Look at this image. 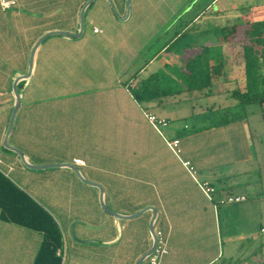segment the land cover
<instances>
[{
  "label": "crops",
  "instance_id": "1",
  "mask_svg": "<svg viewBox=\"0 0 264 264\" xmlns=\"http://www.w3.org/2000/svg\"><path fill=\"white\" fill-rule=\"evenodd\" d=\"M112 1L116 11L109 0H16L9 9L0 0V172L55 218L64 240L62 264H137L151 249L152 210L118 218L102 208L99 189L70 167L30 169L4 146L16 103L13 83L28 71L34 45L49 31L79 32L87 5L82 36L54 34L38 46L31 77L19 83L21 105L10 144L36 165H76L104 187L106 204L121 214L155 207V229L162 231L169 250L159 264H239L234 261L238 244L237 251L225 255L232 238L223 235L221 226L229 221L231 205L223 201L235 187L252 183L254 175L264 188V147H252L248 116L226 124V131L213 128L183 138L187 124L172 127L175 119L163 113L171 100L182 99L161 95L140 103L134 95L144 80L162 72L163 55L186 66L211 48L190 35L199 33L195 26L207 14L225 11L228 0H131L129 13L128 0ZM149 44L158 52L136 64L138 51ZM134 65L140 66L139 77L127 83L134 73L128 67ZM80 67H104L110 77L89 88L74 78ZM214 87L209 98L216 95ZM147 112L168 124L157 129ZM175 139L179 153L168 145ZM224 148L229 154H221ZM219 161L227 164L222 172ZM203 181L216 187L212 198L201 189ZM256 194H262L256 201L264 203V191ZM43 239V232L5 220L0 211V264H34ZM142 264L152 263L148 257Z\"/></svg>",
  "mask_w": 264,
  "mask_h": 264
},
{
  "label": "rangeland",
  "instance_id": "2",
  "mask_svg": "<svg viewBox=\"0 0 264 264\" xmlns=\"http://www.w3.org/2000/svg\"><path fill=\"white\" fill-rule=\"evenodd\" d=\"M225 5L228 6L225 11H216L207 14L201 19L195 26L199 33L190 35L191 39L194 37L195 39L193 40H199L200 46H202L203 43L208 47L211 46L210 49L200 51L202 57H200L199 62L201 64H215L216 62L224 61L222 76L215 82L214 90L216 95L210 98H201V100H199L197 94H200L202 91H185L181 97L176 96V98H173L175 100L180 98L182 99L181 102L180 100H178V102H173L171 100L168 109L163 111L164 114L175 119L170 126H179L180 129H183L184 125L187 124V128H184L182 131L183 138H185L186 134H202L213 128L219 131L225 127V124H223L195 132L215 117L213 113L208 111L206 107L208 103L214 104L215 107L231 106L232 108L229 109V112H226L229 116L231 113L238 110L234 106L236 100L230 96V91L237 87H242L245 83L243 42L238 38H231L229 42H226L224 36L225 33H229L230 27L235 24L241 25L247 22L264 19V0H228ZM223 27H229V29L224 32V35L222 33ZM170 36L171 35H169V37ZM186 41H189L188 43L191 44L189 36L186 38ZM195 45L196 44H193L192 46ZM157 52V45L149 44L144 50L138 51L139 55L136 58V64L139 65L140 62H144ZM161 60V62H163V70L159 72V78H162V86L172 90L186 88L188 85L189 73L185 70L186 66H177V62L170 61L171 58L166 55H163ZM170 62L171 64H167ZM138 65L128 68H131L132 72H135L140 67ZM114 68L116 70L118 69V67ZM152 69L153 68H151V70ZM224 73L229 77L228 81L225 79ZM109 75V70L104 69V67H80L78 73L74 75V78L84 80L87 86L91 88L104 80L107 81L110 77ZM196 76H200V73ZM188 98L190 101L185 100ZM246 108L248 123L252 131L250 138L252 147H256L257 144H259L261 149L262 146L264 147V144L260 142V139L264 142V125H262L264 122H262L260 117V114L262 116V107L259 104H253ZM206 112L208 113L204 114ZM163 131L166 136H169L166 128L163 127ZM224 131H226L225 128ZM200 139H205V136H200ZM224 149L225 151L221 154H229V149ZM253 152L256 153L257 151ZM217 164L219 165L217 168H219L218 170H221V172L227 168V164L222 161H219ZM255 178H258V176L254 175L252 179H249L252 183L234 188L233 196L237 193H245L248 197L247 201L234 203L224 202L231 205V211L229 217H227L229 221H222L221 230L224 236L229 235L232 238L231 250H227L225 255L228 254L227 252L237 251L236 247L238 244L239 250L241 251L237 256L238 259L234 261H240L239 264L243 261L244 264H264V230H262V227H264V218L262 219V215H264V203L256 201L258 197L260 198V196H262V194L256 193H258L259 190L264 191V188L261 184H256L257 181ZM243 187L246 188L243 189ZM243 234L244 238L242 237L240 239V236ZM255 254H257L256 257H253Z\"/></svg>",
  "mask_w": 264,
  "mask_h": 264
},
{
  "label": "trees",
  "instance_id": "3",
  "mask_svg": "<svg viewBox=\"0 0 264 264\" xmlns=\"http://www.w3.org/2000/svg\"><path fill=\"white\" fill-rule=\"evenodd\" d=\"M228 29L229 27L222 28L223 35ZM231 38H238L243 42L245 83L242 87L230 91V96L236 100L234 106L238 110L229 116L226 112H229L231 106L210 107L208 111L213 113L215 117L195 132L244 119L248 116L246 107L253 104H259L262 107L261 113L264 121V19L233 25L230 27L229 33H225L224 40L229 42ZM171 49L172 44L169 45L168 50ZM200 57L195 58V61H191L185 67V70L189 72H187L188 85L186 88L177 90L166 87L161 88L159 74H155L144 80L137 89H134L135 98L141 103L159 98L161 95L164 99L169 96L176 97L185 91L193 92L194 90L202 91L198 94V98L211 96L215 82L222 76L224 61L215 64H201L199 62ZM199 73L200 76H196ZM139 74L140 70H137L125 82L130 83L137 79ZM225 79L229 80L226 74ZM20 86L22 87V83ZM167 121L169 122L168 119ZM246 200H248V197ZM0 211L1 217L5 220L43 232L44 239L34 264H62L65 255L64 240L55 218L36 202L30 194L1 172ZM58 250H62L63 253L59 254Z\"/></svg>",
  "mask_w": 264,
  "mask_h": 264
},
{
  "label": "water",
  "instance_id": "4",
  "mask_svg": "<svg viewBox=\"0 0 264 264\" xmlns=\"http://www.w3.org/2000/svg\"><path fill=\"white\" fill-rule=\"evenodd\" d=\"M110 4L112 5L113 9L116 11L115 9V6L113 4V1L112 0H109ZM130 3H131V0H128V13H129V7H130ZM89 4V3H88ZM87 6V5H86ZM86 6L83 8L82 12H81V24H80V31L79 32H70V31H63V30H54V31H49L47 32L45 35H43L39 41L34 45L33 49H32V52H31V59H30V64H29V68H28V71L22 75H19L14 83H13V89H14V93H15V96H16V103L14 105V109H13V112H12V115H11V119H10V122H9V126H8V129L6 131V134H5V138H4V146L15 152L21 159L22 163L30 168V169H42V168H46V167H61V166H64V167H70L71 169H73L77 176L81 179V181H83L84 183L88 184V185H92V186H95L99 189L100 191V203H101V206L102 208L107 212V213H110L118 218H123V219H133V218H137L138 216L142 215L145 211L147 210H152L153 212V216H152V220L150 222V231L152 233V236H153V245L151 247V249L146 252L138 261L137 264H142L144 262V260L148 257H150V255L154 252L157 244H158V236H157V231L155 229V225H154V222H155V219L157 217V214H158V211L155 207L153 206H148V207H145L144 209L136 212V213H133V214H130V215H124V214H121L113 209H111L105 202V198H104V194H105V189L104 187L99 183V182H96V181H92L90 179H88L86 176H84L80 169L72 164V163H51V164H45V165H36L32 162H30L24 152L18 148V147H15L13 145L10 144L9 142V137H10V134H11V131L13 129V125H14V122H15V118H16V114L19 110V107L21 105V93H20V88H19V83L23 80H27L31 77L32 75V72H33V68H34V59H35V54H36V50L38 48V46L41 44V42L47 38L48 36L50 35H54V34H62V35H67V36H72V37H80L82 36L84 30H85V10H86ZM74 236L76 237V235L74 234ZM77 238V237H76ZM77 240H80L79 238H77ZM82 241V240H80Z\"/></svg>",
  "mask_w": 264,
  "mask_h": 264
},
{
  "label": "built area",
  "instance_id": "5",
  "mask_svg": "<svg viewBox=\"0 0 264 264\" xmlns=\"http://www.w3.org/2000/svg\"><path fill=\"white\" fill-rule=\"evenodd\" d=\"M1 4L3 8L9 9L12 6L16 4V0H1ZM98 31V28H96ZM146 116L148 120L156 127L159 129L161 126H166L168 124V121L164 117H159L155 113L152 112H147ZM180 140L175 139L173 141H168L169 147L175 152L179 153L180 148H179ZM3 163V160L0 159V170L3 171L1 164ZM75 163L77 164H83L82 159H75ZM185 166L188 167L193 173H196V170L192 166L190 161H185L184 162ZM200 187L201 189L205 192V194L209 197L212 198L213 194L216 192V187L213 186L209 181H203L200 182ZM246 195H231L228 196L223 202H228V203H234V202H243L246 200ZM157 236H158V244L154 250V252L150 255L149 259L152 264H159L160 258L162 255L167 254L169 252L168 247L166 245V241L164 238V235L162 231H157ZM59 254H62V250H58Z\"/></svg>",
  "mask_w": 264,
  "mask_h": 264
}]
</instances>
